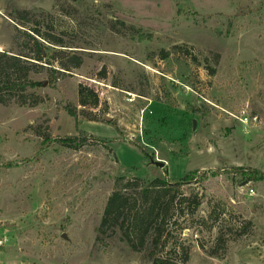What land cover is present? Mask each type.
Here are the masks:
<instances>
[{"label": "rangeland", "instance_id": "374dc122", "mask_svg": "<svg viewBox=\"0 0 264 264\" xmlns=\"http://www.w3.org/2000/svg\"><path fill=\"white\" fill-rule=\"evenodd\" d=\"M35 27L69 47L71 72L33 76L36 107L0 105V264H152L150 241L133 252L96 229L119 179L185 175L179 200L201 205L180 209L155 252L264 264V0H0V53Z\"/></svg>", "mask_w": 264, "mask_h": 264}, {"label": "trees", "instance_id": "16d2710c", "mask_svg": "<svg viewBox=\"0 0 264 264\" xmlns=\"http://www.w3.org/2000/svg\"><path fill=\"white\" fill-rule=\"evenodd\" d=\"M41 13L49 16L47 12ZM18 14L27 17L30 12L20 11ZM17 32L23 37L22 51L0 53V105L7 106L15 102L21 107L33 108L40 104L41 100L34 99L29 104V99L42 86L33 76L48 69V83L53 85L56 81L55 74L71 72L70 67L64 62L67 53L61 50L69 47L63 42H55L36 27L24 31L17 29ZM148 38L150 37L147 35L139 36L141 42ZM57 47L60 49H56ZM57 56L61 58L57 59ZM73 59L74 68H79L83 58L75 56ZM78 95L79 103L83 107H95L98 103L94 92L87 91L82 85L79 86ZM67 111L70 116L76 118L75 112L69 108ZM81 141L84 144L85 137ZM59 142L64 147L77 150L79 146H76V143L80 142V139L68 137L60 139ZM144 155L154 164L149 156ZM191 183V175H185L176 183L167 182L158 176L151 181L119 179L115 191L107 200L100 226L96 229L98 237L104 235L106 231L112 234L120 233L133 252L145 248L146 243L150 241L154 249L150 254L152 264H177L172 258L177 251L176 246L170 248L165 255H158L156 252L160 245L164 249L173 245L169 234H166V228L172 224L174 218L180 217V209L189 204L191 214L194 215L200 207L201 201L198 196L179 200V190L173 188ZM215 215L213 209L210 218Z\"/></svg>", "mask_w": 264, "mask_h": 264}, {"label": "water", "instance_id": "95a60500", "mask_svg": "<svg viewBox=\"0 0 264 264\" xmlns=\"http://www.w3.org/2000/svg\"><path fill=\"white\" fill-rule=\"evenodd\" d=\"M194 126H196V121H194ZM154 164L156 165V166H158V167H160V168H163L164 167V163H162V162H154Z\"/></svg>", "mask_w": 264, "mask_h": 264}, {"label": "built area", "instance_id": "2783aa9c", "mask_svg": "<svg viewBox=\"0 0 264 264\" xmlns=\"http://www.w3.org/2000/svg\"><path fill=\"white\" fill-rule=\"evenodd\" d=\"M251 193L253 194V193H254V191H253V190H251Z\"/></svg>", "mask_w": 264, "mask_h": 264}]
</instances>
